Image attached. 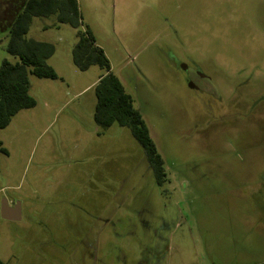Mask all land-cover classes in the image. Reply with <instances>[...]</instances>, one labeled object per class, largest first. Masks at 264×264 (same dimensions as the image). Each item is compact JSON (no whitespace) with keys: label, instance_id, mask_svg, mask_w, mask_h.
Here are the masks:
<instances>
[{"label":"rangeland","instance_id":"rangeland-1","mask_svg":"<svg viewBox=\"0 0 264 264\" xmlns=\"http://www.w3.org/2000/svg\"><path fill=\"white\" fill-rule=\"evenodd\" d=\"M0 0V12L6 8ZM163 163L157 185L128 129L93 121L98 67L76 31L34 18L57 80L0 129L3 264H264V0H77ZM57 25L58 28L44 26ZM0 64L15 62L4 49Z\"/></svg>","mask_w":264,"mask_h":264},{"label":"trees","instance_id":"trees-1","mask_svg":"<svg viewBox=\"0 0 264 264\" xmlns=\"http://www.w3.org/2000/svg\"><path fill=\"white\" fill-rule=\"evenodd\" d=\"M0 12V28L6 30L5 51L16 59H3L0 64V129L6 128L18 112L35 107L29 93V76L37 79L57 80L58 76L48 64L55 48L51 43L38 42L26 37L34 18L54 17L57 24L69 25L77 30L71 50L74 66L81 72L98 67L104 72L94 86V123L103 131L116 124L128 129L132 138L143 149L147 163L157 185L163 182V163L153 144L141 114L133 106L131 96L120 80L111 72L104 51L95 44L91 32L83 27L77 0H6ZM58 28L57 25L44 26ZM0 153L8 152L0 142ZM0 264H3L0 262Z\"/></svg>","mask_w":264,"mask_h":264},{"label":"water","instance_id":"water-1","mask_svg":"<svg viewBox=\"0 0 264 264\" xmlns=\"http://www.w3.org/2000/svg\"><path fill=\"white\" fill-rule=\"evenodd\" d=\"M0 217L6 221H19L21 217L19 203H16L14 206L10 207L8 201L3 199L0 205Z\"/></svg>","mask_w":264,"mask_h":264}]
</instances>
